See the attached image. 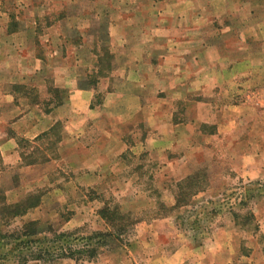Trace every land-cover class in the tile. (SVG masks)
<instances>
[{
  "label": "rangeland",
  "instance_id": "374dc122",
  "mask_svg": "<svg viewBox=\"0 0 264 264\" xmlns=\"http://www.w3.org/2000/svg\"><path fill=\"white\" fill-rule=\"evenodd\" d=\"M68 1L0 0V41L37 40L31 48L45 62L28 76L16 53L7 59L12 73L0 70V264H264V0H197V21L213 24L200 32L223 42L230 61L222 68L234 78L199 82L202 94L177 103L173 118L198 120L194 134L174 129L167 135L175 138L161 142H149L160 133L148 121L153 111H100L102 93L84 136L69 134L65 120L81 109L63 108L68 91L54 90L44 41L53 32L78 41L87 22L100 26L82 8L105 0ZM85 35L104 38L105 29ZM109 47H87L90 59L94 50L101 58L96 69L92 60L78 70L77 86L108 77L105 85L122 87L124 79L110 75ZM64 50L74 69L85 47ZM164 109L157 112L170 118ZM110 121L115 134L106 141Z\"/></svg>",
  "mask_w": 264,
  "mask_h": 264
},
{
  "label": "crops",
  "instance_id": "0c3cea01",
  "mask_svg": "<svg viewBox=\"0 0 264 264\" xmlns=\"http://www.w3.org/2000/svg\"><path fill=\"white\" fill-rule=\"evenodd\" d=\"M79 1L96 4L100 0ZM190 1L191 3H188L187 0L184 2L182 0H163L162 2L160 0H105L102 2L105 6L103 8L95 6L92 9L94 11H90L87 7H80L83 9L82 13L84 14L93 13L94 23H100V26L94 25L95 28L90 29L92 26L90 22H87L84 26V32H81L79 37H77L78 41L71 42L69 37L57 32H53L54 36L52 38L45 39V44L49 45L51 50V58H47L46 62L51 64L55 61L54 90L62 89V91H68L63 108L81 109V112H83H79L76 116L77 118L73 117L65 120V125H68L67 130L72 137L76 135L80 139L84 136L85 131L82 129L86 127V123L89 120L87 114L95 109L91 104L98 93L103 94L100 111L117 112V110H126L128 117H132L142 111H153V117L148 121L160 133L149 138V142H152L155 138L160 142L174 139L173 135H167L171 130L173 132L174 129L180 135L187 137H191L194 134L193 128L199 122L198 120L190 119V121L180 122L173 119L177 103L185 102L187 95L202 94L203 90L198 83L204 82L205 80L203 79L206 76L211 78L209 84H211L215 76H218V78L224 77L227 80L234 78V76L229 72V65L226 68H222L221 63L225 66L230 61V56L227 55L223 42H220L218 44L219 47H217L214 42H211V39H214L213 37H208L207 33V38H205L200 32L202 31L203 33V31L208 29L211 31L213 24L208 25L205 23V26L201 25L196 18L199 12L198 1ZM74 2L75 0H69L68 3L64 4L69 5ZM182 3H186V5L183 7L180 5ZM61 8L64 11H68L69 7ZM102 14L105 15L106 20L99 22ZM94 29H105L104 38L100 36L86 37V32L91 33ZM22 30H25V28ZM22 30H15L11 33L22 34ZM202 38L206 40L202 41ZM25 40L26 42H22V38L19 37L1 39L0 46L2 49L0 52L2 58H0L3 63L0 64V70L12 73L13 61L7 59L10 55L16 56V53H19L18 60L28 66L26 70L28 76L41 70L45 62L41 60L42 58L39 59L36 48H31L32 45L36 47L38 41L34 39ZM71 43L85 47L84 52L78 50L77 57L74 60L77 66L74 69L69 65L70 57L68 52L64 50V47L69 46ZM102 44L110 45L109 53L114 57V61L117 64L112 67L113 70L110 75L122 77L124 79L122 87H108L109 85H105L106 82L109 84L108 77H101V79L104 78L101 85L99 83L100 80H98L96 85L77 86L74 83V78L80 76V73L77 76L78 70L83 68L86 71V61L92 60V68L96 69V64L101 58L102 53L100 54L94 50L92 51L94 58L90 59L87 47ZM7 46L14 47L11 54L7 51ZM26 47H28L29 53L27 57L23 58L22 52ZM202 55H205V57H202ZM87 56L88 59H86ZM203 61H206L207 67L203 64ZM201 66L204 68L198 70V67ZM78 67L80 69H77ZM90 67L88 66L89 71L91 70ZM14 68L20 67L15 65ZM22 77L24 78L26 75L23 74ZM18 84L22 83L19 82ZM103 86L105 89H103ZM70 92L79 97L78 102H75V95L70 94ZM10 95L7 94L6 96L11 98ZM12 99L15 100V97ZM192 101L194 100H189L190 103ZM162 108L170 110V118H167V115L163 112H157ZM109 119L111 120V117ZM123 121L127 125H134L128 118L121 119L118 122ZM109 125V129L103 131L107 133L106 141H109V136L115 134L111 121ZM103 132L101 131V134H105Z\"/></svg>",
  "mask_w": 264,
  "mask_h": 264
}]
</instances>
